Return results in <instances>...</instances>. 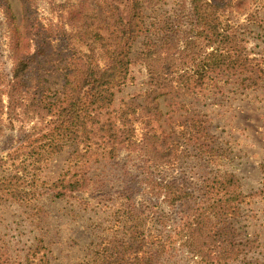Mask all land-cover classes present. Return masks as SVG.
<instances>
[{
  "label": "trees",
  "instance_id": "16d2710c",
  "mask_svg": "<svg viewBox=\"0 0 264 264\" xmlns=\"http://www.w3.org/2000/svg\"><path fill=\"white\" fill-rule=\"evenodd\" d=\"M1 1L13 28L11 38L16 39L21 35L20 26L15 25L9 0ZM70 1L59 3L61 11ZM104 3L114 20L111 42L104 45L105 60L100 58L96 44L86 42L90 30L83 20L68 22L70 28L65 22L38 28L33 50L16 59L8 89L0 91V136L4 134L2 122L6 121L11 130L0 146V204L31 203L43 197L73 198L87 208L89 201L76 193L93 187V170L98 167L92 161L105 164L117 159L122 151L139 152L150 172L144 183L151 194L159 197L164 188L168 205L183 208L172 238L162 242V247L167 250L178 244L205 264H262L258 257H250L256 240L239 237L236 223L249 197L261 200L264 212V160L259 166L260 186L249 193L242 190L230 170H211L200 182L174 177L164 183L155 176L156 170L173 166L181 156L177 152L181 140L167 142L173 132L160 134L154 126L164 117L158 99L166 94L169 80L175 81L183 94L196 95L223 71L232 72L225 73L226 79L235 76L243 88L258 87L264 79V60L251 56L245 32L226 17L234 6L232 0H191L192 28L178 50L168 39L155 44L148 37L137 58L146 66L149 87L140 92L143 101L138 108L126 104L118 112L113 109L115 90L128 78L133 47L149 29L144 0ZM78 13L86 21L87 14L83 10ZM96 36L102 38L99 32ZM55 39L60 41L58 47L52 45ZM26 44L31 47L29 41ZM54 59L63 64L62 97L52 94L43 76L44 68ZM207 121L201 116L193 118L184 123L180 134L184 149L191 146L198 152L197 159L211 161L217 154L210 147ZM137 124L144 128L140 136ZM66 148H71L72 163L53 182L41 180L46 166ZM126 193V200L135 205L132 188ZM119 242L120 246H105L98 251L103 256L102 264H133L126 254H135L137 260L141 251L149 253L141 259L158 264V253L144 250L141 242ZM42 248L29 249L24 262L48 264L47 253L38 254ZM32 258H38V262H31ZM0 264H11L1 251Z\"/></svg>",
  "mask_w": 264,
  "mask_h": 264
},
{
  "label": "rangeland",
  "instance_id": "374dc122",
  "mask_svg": "<svg viewBox=\"0 0 264 264\" xmlns=\"http://www.w3.org/2000/svg\"><path fill=\"white\" fill-rule=\"evenodd\" d=\"M66 1L9 0L15 25L20 26L21 34L13 39V28L9 26L0 0L1 92L5 93L8 89L16 59L24 52L33 50L32 44L37 38L35 33L42 26L81 23L83 20L90 30L86 42L96 44L100 58L106 59L104 45L111 42L114 20L104 0H71L68 8L61 11L59 3ZM232 2L234 6L227 11L226 17L238 30L245 32L247 50L251 56L264 60V0ZM79 10L89 17L86 21L78 13ZM192 13L191 0H144V15L149 31L135 43L132 54L134 61L128 78L115 90L113 109L116 112L126 104L138 108L143 101L140 92L149 87L146 66L137 58L146 46L148 37L155 44L168 39L178 50L192 28ZM67 27L70 28L69 25ZM97 32L102 38L96 36ZM59 44L57 39L52 41L54 47ZM54 60L46 65L43 76L52 94L62 97L63 64ZM225 73L223 71L215 81L204 84L196 95L183 94L175 81H168L166 94L158 99L164 117L160 122H154V126L160 134L173 132L168 135L167 142L181 140L177 151L181 156L173 166H163L155 171L159 181L165 183L171 178L183 177L189 182H200L206 172L230 170L235 173L244 192L249 193L260 186L259 166L264 160V79L258 87L243 88L235 76L227 80ZM2 98L6 104V94ZM198 116L207 119L210 126V147L213 146L217 154L211 161L197 159L195 154L198 152L191 150V146L184 149L180 131L185 122L190 123ZM2 123L4 134L0 136V146L11 132L6 121ZM137 130L140 136L143 125L137 124ZM141 156L139 152L122 151L111 162L96 164L92 161L94 167H98L93 170V187L85 193H76L89 201L87 208L73 198L43 197L31 203L0 204V251L6 254L11 264H20V261L21 264H28L24 258L29 249L36 250L41 246L42 252L38 254L42 256L46 252L48 264H102L103 256L98 253L102 247L120 246L119 241H136L141 242V248L158 253V264H161L160 261L163 264H205L178 244L167 250L162 247V242L172 238L176 220L183 208L168 205L164 199V188H161L159 197L151 194L148 184L144 183L150 172ZM71 163V148H66L46 166L40 174L41 180L53 182ZM128 188L134 192L135 205H130L125 198ZM242 209L243 215L236 223L239 237L256 240V249H253L250 257H258L264 264L263 203L258 198L249 197ZM143 254L149 256L146 251L139 252L137 260L135 254L126 255L133 264H154L141 259ZM30 261L36 263L38 258Z\"/></svg>",
  "mask_w": 264,
  "mask_h": 264
}]
</instances>
